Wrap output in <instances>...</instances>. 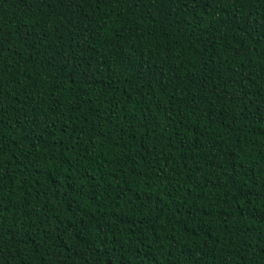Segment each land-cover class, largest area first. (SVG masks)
<instances>
[{
  "label": "trees",
  "instance_id": "1",
  "mask_svg": "<svg viewBox=\"0 0 264 264\" xmlns=\"http://www.w3.org/2000/svg\"><path fill=\"white\" fill-rule=\"evenodd\" d=\"M0 264H264V0H0Z\"/></svg>",
  "mask_w": 264,
  "mask_h": 264
},
{
  "label": "snow or ice",
  "instance_id": "2",
  "mask_svg": "<svg viewBox=\"0 0 264 264\" xmlns=\"http://www.w3.org/2000/svg\"><path fill=\"white\" fill-rule=\"evenodd\" d=\"M57 56H61L62 58L66 59V56L64 54H61L60 52L54 50L51 54V59L55 60Z\"/></svg>",
  "mask_w": 264,
  "mask_h": 264
}]
</instances>
